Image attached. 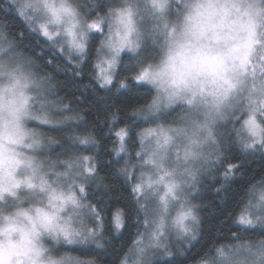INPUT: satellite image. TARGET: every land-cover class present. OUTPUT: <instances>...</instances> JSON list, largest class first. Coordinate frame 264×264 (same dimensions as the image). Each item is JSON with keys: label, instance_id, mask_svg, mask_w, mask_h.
Returning a JSON list of instances; mask_svg holds the SVG:
<instances>
[{"label": "snow or ice", "instance_id": "snow-or-ice-1", "mask_svg": "<svg viewBox=\"0 0 264 264\" xmlns=\"http://www.w3.org/2000/svg\"><path fill=\"white\" fill-rule=\"evenodd\" d=\"M0 264H264V0H0Z\"/></svg>", "mask_w": 264, "mask_h": 264}, {"label": "trees", "instance_id": "trees-1", "mask_svg": "<svg viewBox=\"0 0 264 264\" xmlns=\"http://www.w3.org/2000/svg\"><path fill=\"white\" fill-rule=\"evenodd\" d=\"M77 95H79V93H77ZM261 165L262 161L259 157H257L254 159L253 163L251 164V167L253 170H257L261 167ZM242 183L243 181L238 176L236 182L232 184L229 192L222 194V198H218L217 196H215L212 187H206L204 193L202 194L204 196L205 206L203 207L200 213L203 217V223L206 232H210L213 230L215 222L220 212L224 211L225 209L231 210L232 205L228 200V197L233 191L238 190ZM197 203H199V201H197Z\"/></svg>", "mask_w": 264, "mask_h": 264}]
</instances>
